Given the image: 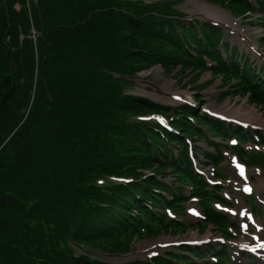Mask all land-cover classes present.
Returning a JSON list of instances; mask_svg holds the SVG:
<instances>
[{"label": "trees", "instance_id": "1", "mask_svg": "<svg viewBox=\"0 0 264 264\" xmlns=\"http://www.w3.org/2000/svg\"><path fill=\"white\" fill-rule=\"evenodd\" d=\"M14 1L0 0V99L13 81L10 55L18 68L0 105V112L6 109L0 116V264H112L92 253L126 250L141 235L140 215L158 220L145 204L166 201L154 188L180 199L156 176L143 177V169L193 182L194 193L206 200L208 220L225 227L207 203L184 137L203 135L194 125L200 119L226 136L224 124L191 107L124 92L111 74L159 64L168 73L180 68L197 75L206 70L207 55L216 60L211 73L264 107V82L248 59H239L226 43L223 60L220 29L177 19L183 13L172 8L174 0H33L28 8L18 2L11 12ZM228 2L237 13L258 9L264 20V0L258 8L247 0ZM194 97L203 101L199 93ZM151 112L168 117L178 133L136 118ZM171 147L178 148L177 156ZM203 155L221 159L205 150ZM148 233L154 230L148 227ZM111 245L120 248L109 251ZM173 259L193 264L180 253L129 264Z\"/></svg>", "mask_w": 264, "mask_h": 264}, {"label": "rangeland", "instance_id": "2", "mask_svg": "<svg viewBox=\"0 0 264 264\" xmlns=\"http://www.w3.org/2000/svg\"><path fill=\"white\" fill-rule=\"evenodd\" d=\"M20 1L23 2L24 6L28 8V4H30L33 0H15L10 5L11 12L13 10H16V8H20V5L17 4ZM171 6L177 11L185 13L188 18L201 17L203 19H211L228 25V27L232 29L233 32H230L229 28H227L225 25H222V27H224L225 34L227 35L229 40L238 46L240 52H248V57L252 62L254 60L257 64L264 66V57L254 52V50L250 47L251 44H253L258 45L259 49H262L263 45L257 44L256 39L259 36H264V24L250 23L249 21H253L250 20V18H248L246 22L235 21V19L230 16L227 9L222 7L219 8L217 5L209 3L207 0H174L171 2ZM8 38L9 37L7 36L6 40H8ZM22 38L23 36L20 37V40ZM156 68H160L159 64L151 65L150 67L146 68L148 69L147 71H138L134 74L126 75L123 72H121L122 74H124L123 76L122 74L118 75V72H111V74L113 78L120 79L122 81V89L124 92L144 95L154 99L155 101L166 104H176L181 102L182 100L177 99L170 101L169 99L171 98L172 94L170 89L168 87L162 86V90L159 87V84L157 83L153 75ZM160 72L164 78L168 79L173 84L171 89L183 93L184 96L189 97L194 95L196 92L202 94L203 98L206 99V103H204L203 106H207V104H210V106L213 107V110L223 112L229 116H233V114L238 113H247L250 109H252L254 112H256V114L259 115L258 120H256L254 123L261 122L262 124H264V113H262L261 110H259L253 104L247 102L242 97V94L238 89H234V91H231L232 89H220L217 86L218 77L212 75L209 71H205L202 73L199 72L197 73V75H195L192 69H185L184 71H182L180 70V68H175V70L168 73L167 71H164V69L160 68ZM107 74H110V72L107 71V73H105L104 75ZM101 78H103L102 75ZM209 83H212V85L204 88ZM201 85L202 88L196 89L197 86ZM208 91L213 92L210 100L206 96V93ZM219 93H221V95L225 94L228 96L226 99L221 100V95ZM231 93H233L232 95L235 96L229 95ZM238 94L241 95L242 98L236 96ZM228 106H234L235 110L233 113L223 111L224 108H227ZM5 110L6 109H3L0 112V116L5 112ZM150 118H153L154 120L164 121L161 117L158 116L152 115L150 116ZM198 145L202 147L205 146V144L200 141L198 142ZM198 156L201 158L200 154H198ZM203 168L206 170L207 174H209V172L207 171L208 168ZM223 169L225 170V175L227 176L226 180L228 178L230 179L233 175L232 170L227 165H224ZM254 177H256V181L254 182V192L256 193L259 191L261 179L257 175H254ZM165 179L171 183L175 181L174 176H168ZM224 183L227 182L224 181ZM174 184L178 185L177 183ZM188 188L189 187H187V189ZM198 206L202 205L199 204L195 199H191L183 204L182 207L177 205L172 206L171 211L163 207L162 217H159L158 220L155 221L144 218L140 219L141 226L139 227V229L141 230V235L131 238L128 244L129 247L126 250L111 252V254L114 255H105L101 252L95 251L92 253V256L107 263L129 264L136 262H153L158 258L166 256L168 253L176 254L177 250H181V246L183 243L192 245V243H189L187 241L186 237L191 232V230H193L194 234L196 235V221L203 220V218L202 216L197 215L196 212L189 213V209H191L190 207H192V209L195 210ZM250 210L254 215H258V206L255 203L250 206ZM148 227L152 228L154 230V233H148ZM204 228L205 225L200 224V230L203 231ZM211 230L214 229L211 228ZM159 239L164 240L160 241L156 246L151 247V244L157 242V240ZM196 239L201 238L197 237ZM147 244L150 245L144 246ZM110 248L112 249H110L109 251H112L114 249L120 248V246L111 245ZM127 253L128 255H125ZM223 260H226L225 255L223 256Z\"/></svg>", "mask_w": 264, "mask_h": 264}, {"label": "bare ground", "instance_id": "3", "mask_svg": "<svg viewBox=\"0 0 264 264\" xmlns=\"http://www.w3.org/2000/svg\"><path fill=\"white\" fill-rule=\"evenodd\" d=\"M145 73H146V72H145ZM153 75H154L155 80H156L157 83L159 84V87H160L162 90H163L162 86L168 87V88L170 89V91L172 92L171 95H175V96L177 97V99H182V98H184V94H183V93H181V92H177L176 90L171 89V87L173 86V84L171 83V81H169L168 79H166V78L163 77V75H162L161 72H160V68H156V69L154 70V74H153ZM212 95H213V92H212V91H208V92L206 93V96H207V98H208L209 100L211 99V96H212ZM222 108H223V107H222ZM220 110H222V109H220ZM234 110H235L234 106H228L227 108H224L223 111H225V112H232V113H233ZM233 116H234V117H241V118H243L244 120H248V121H251V122H254V121L257 120L258 117H259V115L256 114V112H254L252 109H250L247 113L233 114ZM241 170H242V167H241ZM243 173H244V171H243ZM260 175H262V173H260ZM221 209H222L223 211L227 212L228 214H230L231 216H236V215H238V216H240V217L246 216V217H248V218H251L248 214H246L245 212L240 211V210H238V211H236V212H233V211H227V210H225V209H223V208H221ZM186 238L189 239V240H193V239H195V236H194V234H189ZM204 238H208V234H206V235L204 236ZM162 240H164V239H159V240H157V242L152 243V244H151V247L156 246V245H157L160 241H162ZM148 245H150V244H147V245H144V246H148Z\"/></svg>", "mask_w": 264, "mask_h": 264}, {"label": "water", "instance_id": "4", "mask_svg": "<svg viewBox=\"0 0 264 264\" xmlns=\"http://www.w3.org/2000/svg\"><path fill=\"white\" fill-rule=\"evenodd\" d=\"M10 64H11V67L14 71V79L13 80L15 82V80L17 78V66H16V63L12 57H10ZM13 86H14V83L12 84L10 90L7 92V96H9L11 94V90H12ZM2 102H3V99L0 100V105L2 104Z\"/></svg>", "mask_w": 264, "mask_h": 264}]
</instances>
